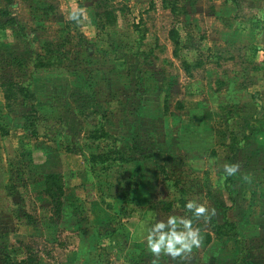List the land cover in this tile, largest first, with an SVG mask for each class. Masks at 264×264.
I'll use <instances>...</instances> for the list:
<instances>
[{"label":"rangeland","instance_id":"374dc122","mask_svg":"<svg viewBox=\"0 0 264 264\" xmlns=\"http://www.w3.org/2000/svg\"><path fill=\"white\" fill-rule=\"evenodd\" d=\"M234 1L0 0L18 27L0 17V83L33 97L7 106L0 91V264L24 258L29 237L51 251L38 264H149L141 225L187 216L178 199L207 202L236 235L161 264H264V14L259 0ZM100 128L115 142L92 141ZM101 152L136 160L87 162ZM47 174L64 182L57 223L40 194Z\"/></svg>","mask_w":264,"mask_h":264},{"label":"trees","instance_id":"16d2710c","mask_svg":"<svg viewBox=\"0 0 264 264\" xmlns=\"http://www.w3.org/2000/svg\"><path fill=\"white\" fill-rule=\"evenodd\" d=\"M7 4L10 3L11 0H4ZM232 3H235L234 0H230ZM169 13L173 14L175 13L174 8L171 6L168 8ZM106 18L105 22L107 24H111L113 22V18L111 15L106 12L105 13ZM0 17L6 18L8 23L13 25L14 27H17V24L13 17L10 16V13L7 10H1L0 9ZM261 29H263L264 21L260 22ZM178 31L175 28H172L167 33V38L170 41V43L173 46V50L171 52L172 56L175 57L177 52V47L179 46V40H178ZM258 48L252 47V53L255 54L257 52ZM254 56V55H253ZM55 61L54 58H48L42 61H33L31 68L32 70L36 69H43L51 67L52 63ZM264 61V60H263ZM182 69L185 73H188L189 71V64L186 63L185 60H181ZM199 64L196 63L195 67ZM0 91L2 94V99L5 102V104L8 106L10 102L16 100L17 98H20L23 102H32L33 97L32 94L28 91V89L24 86H21L14 82H4L0 83ZM30 108L32 109L33 106L31 104ZM258 120L255 119L254 122H252V125H257ZM34 135V134H32ZM92 141H101V140H109L111 139V142H115L114 138H112L107 132H105L103 129H96L91 132V138ZM237 142L233 140L230 145L228 146V150L230 153L234 152L235 144ZM122 146H126V144H123ZM138 159H142L141 156L138 157ZM136 159H122L117 158L116 152H101V153H92L87 158V162L90 164H96V165H107L111 164L113 162L120 161L122 163H128L131 161H135ZM44 187L41 191V195H43L48 203H49V221L51 223H57L60 220L61 217V211H62V203H63V194H64V182L63 178L59 174H47L43 178ZM186 202L178 199V205L180 208L184 209L187 216H192L190 212H188L185 209ZM166 208L165 210H167ZM130 214H124V217H128ZM26 219L30 220L28 216H26ZM194 226H197L201 229V225L199 222H204L209 225V231L204 234V243L208 244L211 240V235L215 237L220 238H234L236 235L237 227L234 223L229 222L228 220H223L221 224L215 223L213 220H208L205 222L203 219L196 220L194 217ZM37 238L35 237H29L28 243L23 245V251H24V258L14 262L13 264H38L39 260V254L42 255L45 259H51V251L48 246L45 244L41 250H37L36 247H34L33 242H36ZM33 245V246H32ZM55 248H58L60 250L66 249V242L63 240H59L57 243L54 244Z\"/></svg>","mask_w":264,"mask_h":264},{"label":"clouds","instance_id":"9594fccd","mask_svg":"<svg viewBox=\"0 0 264 264\" xmlns=\"http://www.w3.org/2000/svg\"><path fill=\"white\" fill-rule=\"evenodd\" d=\"M82 15L83 10H74L68 19L79 23ZM240 167L238 162L225 163L223 165L225 178L235 176ZM243 179L246 182L251 180L247 174ZM184 207L192 216L169 215L166 220H157L150 227L145 228L141 225L140 238L152 256L149 264H161V258L165 256L172 262L178 259L187 260L193 249L202 246L201 229L194 226L193 217L207 222L216 215V209L209 208L207 202H198L195 199H189Z\"/></svg>","mask_w":264,"mask_h":264},{"label":"crops","instance_id":"0c3cea01","mask_svg":"<svg viewBox=\"0 0 264 264\" xmlns=\"http://www.w3.org/2000/svg\"><path fill=\"white\" fill-rule=\"evenodd\" d=\"M253 1H254V0H253ZM259 2L261 3V6H262V8H260V9H262L263 14H264V0H259ZM261 6H254V7H256V8L259 9V7H261ZM263 16H264V15H263ZM261 21H264V20H261ZM253 45H255V44L253 43ZM256 46H257V45H256ZM258 47H259V46H258ZM261 76H263V77L260 78V76H259V79H258V80H263V81H264V72H263V74H262Z\"/></svg>","mask_w":264,"mask_h":264}]
</instances>
